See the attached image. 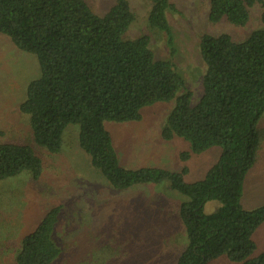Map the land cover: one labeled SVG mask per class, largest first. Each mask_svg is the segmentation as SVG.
I'll return each instance as SVG.
<instances>
[{
  "label": "trees",
  "instance_id": "obj_1",
  "mask_svg": "<svg viewBox=\"0 0 264 264\" xmlns=\"http://www.w3.org/2000/svg\"><path fill=\"white\" fill-rule=\"evenodd\" d=\"M149 1L148 25L167 35L174 52L167 18L174 6L171 0ZM257 4L264 7V0H211L209 20L216 24L225 19L243 27ZM135 19L128 0H116L103 17L85 0H0V34L33 54L40 69L20 106L34 145L0 144V180L21 174L39 180L44 160L35 148L59 154L66 129L76 125L80 148L113 188L167 182L187 197L180 218L189 244L177 264H211L223 256L238 264H264V253L253 257V237L264 224V206L247 211L241 205L245 180L257 164L260 148L256 127L264 115V30L243 42L227 34L202 36L206 73L203 95L193 105L184 77L170 60L155 58L150 37L127 38ZM174 99L161 136L190 142L191 152L180 154L182 160L222 148L217 163L195 183L185 180L187 167L181 172L124 168L104 125L140 121L144 108ZM212 200L222 206L206 215L203 208ZM59 212V207L50 210L23 238L17 264H55L61 253L54 240Z\"/></svg>",
  "mask_w": 264,
  "mask_h": 264
},
{
  "label": "rangeland",
  "instance_id": "obj_2",
  "mask_svg": "<svg viewBox=\"0 0 264 264\" xmlns=\"http://www.w3.org/2000/svg\"><path fill=\"white\" fill-rule=\"evenodd\" d=\"M99 16H105L116 0H85ZM135 14L128 39L150 37V48L157 60H170L184 77L192 93V104L203 95L206 65L200 41L204 35H229L235 42L247 40L264 30V7L250 9V20L238 27L223 19L209 20L211 0H171L174 9L167 18L174 39V52L167 35L148 25L149 0H128ZM40 76L37 58L17 49L9 37L0 34V144L31 143L28 118L20 112L29 83ZM182 92H179L180 95ZM176 99L160 102L141 111L137 122H105L113 138L121 166L181 172L195 183L205 178L217 163L222 148L191 154L186 161L180 154L191 152L185 138L166 141L162 128L175 107ZM260 148L257 164L244 184L242 207L253 211L264 206V115L257 124ZM79 127L70 125L59 154L35 148L44 160V171L34 181L29 174L0 180V264H17L16 256L25 236L35 231L44 216L59 207L54 240L61 253L55 264H177L189 244L180 207L187 197L161 184L136 185L129 189L113 188L102 173L93 168L89 156L79 146ZM34 145V144H33ZM222 206L217 200L205 204L206 215ZM257 250L264 253V224L253 237ZM211 264H238L226 256Z\"/></svg>",
  "mask_w": 264,
  "mask_h": 264
}]
</instances>
